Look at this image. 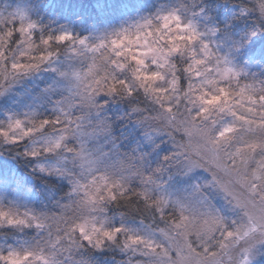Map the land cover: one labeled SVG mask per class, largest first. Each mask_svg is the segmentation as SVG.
I'll return each mask as SVG.
<instances>
[{
  "label": "snow or ice",
  "instance_id": "6c2138e0",
  "mask_svg": "<svg viewBox=\"0 0 264 264\" xmlns=\"http://www.w3.org/2000/svg\"><path fill=\"white\" fill-rule=\"evenodd\" d=\"M251 10L264 19V0H253ZM37 27L26 10L0 14V79L51 65L61 47L86 62L60 71L71 90L57 115L9 117L0 142L27 138L24 155L56 154L59 166L37 167L63 176L70 189L56 213L0 203V228L39 234L0 246V264H96L86 252L105 248L125 257L119 264H255L264 257V81L242 83L176 10L96 43L63 28L41 32L37 43ZM102 94L136 101L138 120L168 134L175 151L164 160L177 163L181 176L205 170L210 178L190 191L170 189L157 175L161 167L148 174L137 163L142 157L91 147L112 133ZM112 205L125 209L119 219L108 215Z\"/></svg>",
  "mask_w": 264,
  "mask_h": 264
},
{
  "label": "trees",
  "instance_id": "16d2710c",
  "mask_svg": "<svg viewBox=\"0 0 264 264\" xmlns=\"http://www.w3.org/2000/svg\"><path fill=\"white\" fill-rule=\"evenodd\" d=\"M49 1L32 0L33 4L38 6L33 10V21L38 24L44 34L49 33L46 21L49 23L52 19L70 23L75 30H81V27H84L86 30L99 28L100 31H104L111 27L121 28L120 26L128 18H137V16L146 14L155 16L161 12L176 10L184 21H187L190 16H200L204 19L202 23L213 26L216 28V33L226 39L228 56L232 61L251 63L257 66L255 73L241 80L244 82L251 79L264 81V71H261L264 69V19H261L257 12L251 10L252 0H58L59 4L56 9L50 5ZM21 2L22 0H0V14L6 16L9 12L18 10L17 7ZM64 5L65 9L63 8V10L62 6ZM56 11L61 13V16L55 13ZM50 13L54 14V18H49L52 15ZM253 32L255 35L252 34ZM34 35L38 43L39 31H35ZM58 56L63 68L81 65L65 49H61ZM62 82L61 77L60 83L62 84ZM32 94L35 95V93ZM137 99L143 106L144 96L140 95ZM38 101L33 99V108L27 105L28 108L33 109L36 118H48L50 113L48 110H44L46 113L43 114L41 112L47 104L41 98ZM135 102L128 97L112 96L109 102L112 115L109 112L103 114L108 118L111 116V136L94 138L90 146L98 147L105 153L111 152L112 157L117 154L128 158L142 157L143 159H138L137 163L145 162L147 166L157 164L158 158L149 156V152H151L149 149L135 153L139 148L135 147L133 150L131 147L132 142L134 141L136 144L140 136V131H135L133 125L136 120L120 117V115H128ZM13 104L0 105V124L3 123L4 118L6 119L7 114L16 113L15 115H17V110L21 111L19 112L20 116L17 115L19 118L25 117L24 110L27 109V106L18 107L16 103ZM48 107L51 110V107ZM19 108L21 109L19 110ZM52 115L55 116L57 113ZM138 125L141 123L138 122ZM113 144L117 145L115 150L112 149ZM29 145L31 144L28 140L22 141L18 145L0 142V152L8 159L10 166L6 169L5 180L2 179L0 182V203H3L6 208L19 203L24 206L21 209H31L37 213H56L59 211V205L66 201V194L69 192L70 186L66 184L63 176L56 177L53 176L54 174L41 172L37 167L38 164L59 166L56 154L43 153L38 157L24 155L26 148L31 147ZM168 149L167 146L162 151L167 153ZM124 210L122 207L112 205L109 215L115 214L119 219V213ZM27 233L20 234L13 228H0V244L4 242L3 240L11 237H19L22 241L31 240V236ZM6 241L12 242L13 240ZM86 255L93 258L96 264H119L124 259V256L118 251L107 248L92 250L86 252Z\"/></svg>",
  "mask_w": 264,
  "mask_h": 264
},
{
  "label": "rangeland",
  "instance_id": "374dc122",
  "mask_svg": "<svg viewBox=\"0 0 264 264\" xmlns=\"http://www.w3.org/2000/svg\"><path fill=\"white\" fill-rule=\"evenodd\" d=\"M49 2H50V5L55 9L57 8V5L59 4L58 0H55V1L50 0ZM37 8L38 6L33 4L32 0H22L20 5L17 7V9H20V10H26L28 17L32 21H33V14H32L33 10ZM63 8L65 9V5L62 6V9ZM55 13L61 16V13H59L58 11H56ZM155 16L153 15L150 16L146 14L140 17L137 16V18H128L125 21V23H123V25L120 26L121 28L111 27L104 31H100L99 28L96 29V27H93L96 30H89V29L86 30L84 27H81V30L80 29L75 30V28H73V26L70 23L68 24L63 23L61 20L53 21V19L49 23L46 21V24H47V29H48L47 31L49 33H55L58 30L63 28V29L71 30L73 34L75 35H78L81 37H87L89 43H96L98 42L100 38L108 35L109 33L119 31L125 27H129L130 25H133L134 23L138 21H142L145 18H154ZM49 18L50 19L54 18V14L49 16ZM203 20L204 19L200 16H195V17L190 16V18L186 22H191L195 26L197 31L201 33L200 39L207 42L209 44V47L214 52H216L219 56L225 57L230 62V65L234 69L240 72V79L245 78L248 75L255 73V70H256L255 68H257V66H254L251 63H236L229 58L228 50H227L228 45L225 43L226 39L220 36V34L216 33L217 32L216 28L202 23ZM212 29H215V31H211ZM35 31H39V34L41 35V30L39 29V26L34 30V32ZM194 47L198 50L200 47V41L195 42ZM61 49H65V48L61 47ZM68 53L74 58H76L77 61H79L81 64L86 62L85 57L77 56L76 54L71 53V52H68ZM58 58L60 57L57 55V58L53 61L51 65H49L46 62L38 71H34L29 74H22L14 79H12L11 77H8V81H5L4 79H0V105L16 103L18 107H24L25 105L26 106L28 105V106H31V108H33V99L38 101L41 98L43 102L47 104L45 105L44 109L41 111L42 114L46 113L44 110H48L50 112L49 113L50 115L48 114V119L53 118L54 115L52 114L54 113L56 114L58 112V108L63 103V99L66 96L70 95V90H71L70 81L60 75V71L65 70L67 67L63 68L60 63L61 60H59ZM9 67H10V64H9ZM211 67L212 65H209V68ZM261 71H264V69H261ZM61 77L63 80L62 84L60 83ZM243 82L244 81L242 80V83ZM32 93H35V95L33 96ZM102 95H103V100L106 101L107 103V104L106 103L103 104L102 114H106L107 112L110 113L112 108H110L109 102L112 96H107L106 94H102ZM37 97H40V98H37ZM97 99H98V102L101 101L100 97H98ZM28 106H27V109L24 110L25 116L33 114V109L28 108ZM48 106L51 107V110L49 109ZM20 109L21 108H19V110ZM17 112H18L17 115H19V112L21 111L17 110ZM15 114L16 113L6 115L5 113L6 119L4 118V121L2 124L6 125L9 117L19 118L20 115L17 116ZM136 114L137 113L130 111L128 115H120V117L124 119H135L136 120L133 122V125L136 129L135 131H140L139 133L140 136H139L138 142L135 144L133 141L131 145V147H133L132 148L133 150H135V147L139 148L138 150L135 151V153L144 152V150L149 149V151H151L149 152V156L158 158L157 164L148 165V166L145 165V162L141 164L143 168L147 170L146 173L151 174L157 167H161L162 171L161 173L157 175L160 177L161 181L166 186H168L170 189H182V190H188V191H190L191 186L194 183H203L206 177L210 178V173H208L205 170H197L196 172L188 176H181L177 171L179 167L177 163L164 160V157L166 155L175 151V146L169 139L168 134L157 130L154 126H150L146 121H139L138 118H135L136 116H138ZM75 115H81V112L79 110H76ZM126 116L128 117L125 118ZM24 118L25 117L20 118V119H24ZM138 122H140L141 125H138ZM25 140H28V142H30L31 144L29 146L32 147V141L27 138ZM142 146L143 147L148 146V147L140 148ZM167 146L169 148L168 149L169 151L167 153H164L162 149L165 150ZM51 154L53 153H50V155ZM8 167H10L8 159L5 158V156L0 152V182L2 181V179L5 178L6 169ZM53 176L59 177L58 175H55V174ZM64 180L66 184L70 186L65 178ZM16 206H18L19 208L24 207L20 205L19 203H17ZM21 211H23V209H21ZM109 214L111 213L108 212V215ZM223 214L227 215L229 219L235 218L230 209H226ZM116 218L118 219V217ZM162 226L163 225H161V227ZM16 231H18V233L20 234L22 233L26 234L28 232L27 234L31 236V239L37 238L38 237L37 235H39L35 228H28V229H25L24 231H19V230H16ZM6 240H13V241L8 242ZM6 240H3L4 242L0 244V246L5 247V250H6L7 245L15 246L19 244L20 242H22V239H19V237H11L10 239H6ZM255 264H264V257L257 256L255 258Z\"/></svg>",
  "mask_w": 264,
  "mask_h": 264
}]
</instances>
